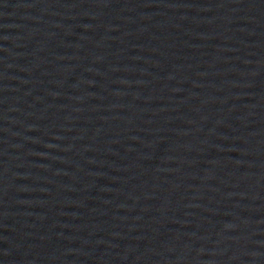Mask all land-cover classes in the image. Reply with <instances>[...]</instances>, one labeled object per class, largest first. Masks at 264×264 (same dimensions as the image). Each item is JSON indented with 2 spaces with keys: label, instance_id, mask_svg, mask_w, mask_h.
I'll return each mask as SVG.
<instances>
[{
  "label": "water",
  "instance_id": "water-1",
  "mask_svg": "<svg viewBox=\"0 0 264 264\" xmlns=\"http://www.w3.org/2000/svg\"><path fill=\"white\" fill-rule=\"evenodd\" d=\"M0 264H264V0H0Z\"/></svg>",
  "mask_w": 264,
  "mask_h": 264
}]
</instances>
